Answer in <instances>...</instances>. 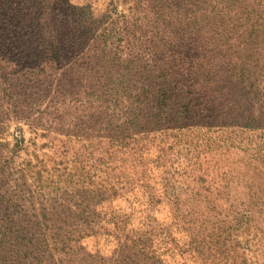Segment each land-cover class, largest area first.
Listing matches in <instances>:
<instances>
[{"label": "rangeland", "instance_id": "1", "mask_svg": "<svg viewBox=\"0 0 264 264\" xmlns=\"http://www.w3.org/2000/svg\"><path fill=\"white\" fill-rule=\"evenodd\" d=\"M0 264H264V0H0Z\"/></svg>", "mask_w": 264, "mask_h": 264}, {"label": "trees", "instance_id": "2", "mask_svg": "<svg viewBox=\"0 0 264 264\" xmlns=\"http://www.w3.org/2000/svg\"><path fill=\"white\" fill-rule=\"evenodd\" d=\"M61 4H64L62 1ZM64 5H61L63 9ZM40 27L52 26L54 28V35H49V39L61 44L73 43L75 38L74 30H73V21L70 20V17H53L51 15H46V17H42L39 19ZM81 26V25H80ZM82 27V26H81ZM40 38L43 40H47L46 33H42ZM189 113V110L187 111Z\"/></svg>", "mask_w": 264, "mask_h": 264}]
</instances>
